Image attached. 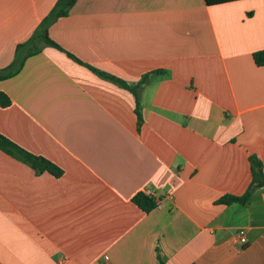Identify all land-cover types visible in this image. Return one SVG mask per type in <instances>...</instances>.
I'll list each match as a JSON object with an SVG mask.
<instances>
[{"label":"crops","instance_id":"obj_1","mask_svg":"<svg viewBox=\"0 0 264 264\" xmlns=\"http://www.w3.org/2000/svg\"><path fill=\"white\" fill-rule=\"evenodd\" d=\"M57 0H0V69ZM0 80V264H264V0H78ZM75 55L81 62L69 56ZM138 84L133 93L93 71ZM157 206L145 212L138 193ZM244 229L247 244L237 240Z\"/></svg>","mask_w":264,"mask_h":264},{"label":"trees","instance_id":"obj_2","mask_svg":"<svg viewBox=\"0 0 264 264\" xmlns=\"http://www.w3.org/2000/svg\"><path fill=\"white\" fill-rule=\"evenodd\" d=\"M77 1L78 0H57L52 10L41 21V23L39 24L33 35L27 41L18 45L16 50V56L13 62L6 68L0 69V80L12 77L17 73H19L25 64L26 59L41 50L36 43L37 39L43 40L48 45L64 50L57 42H55L53 39L50 38L48 34V29L49 26L55 20H57L60 17L67 16ZM226 1L229 0H207V2L210 4L222 3ZM67 54L73 57L74 59H76L77 61L81 62L72 53L67 52ZM253 57L257 65L259 66L264 65V49L254 52ZM89 67L93 71L102 75L103 77L116 81L117 83L121 84L123 87L127 88L133 93L136 101L135 111L138 117V126H141L143 118H142L141 106L139 102L138 88L146 81L148 74L144 75L138 84L131 85L125 80L109 75L105 72H101L92 66ZM10 102L11 100L9 96L4 92H0V105L7 106L10 104ZM0 149L5 153L29 164L38 172L47 171L56 177H60L63 174V169L60 168L57 164H55L54 162L43 156L36 155L26 150L25 148H23L22 146H20L19 144H17L13 140L2 134L1 132H0ZM250 161H251V169H252V180L246 192L242 195H225L217 201L218 203L230 204L234 202H239L245 204L249 202L252 193L256 188L264 186L263 163L257 156H251ZM133 201L145 212H150L157 206V201L155 200V198L143 192H140L137 195H135ZM160 264H164L162 259L160 260Z\"/></svg>","mask_w":264,"mask_h":264},{"label":"built area","instance_id":"obj_3","mask_svg":"<svg viewBox=\"0 0 264 264\" xmlns=\"http://www.w3.org/2000/svg\"><path fill=\"white\" fill-rule=\"evenodd\" d=\"M237 240L241 244H247L248 239H247L246 231L244 229L239 230V232L237 233ZM102 264H110V256L109 255H107V254L104 255V261L102 262Z\"/></svg>","mask_w":264,"mask_h":264}]
</instances>
